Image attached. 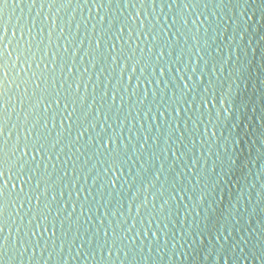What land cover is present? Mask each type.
I'll use <instances>...</instances> for the list:
<instances>
[{
    "label": "water",
    "instance_id": "1",
    "mask_svg": "<svg viewBox=\"0 0 264 264\" xmlns=\"http://www.w3.org/2000/svg\"><path fill=\"white\" fill-rule=\"evenodd\" d=\"M128 3L9 0L3 10L0 140L12 160L26 136L45 150L29 165L31 196L8 192L0 260L264 264V9ZM109 137L119 176L97 151Z\"/></svg>",
    "mask_w": 264,
    "mask_h": 264
},
{
    "label": "snow or ice",
    "instance_id": "2",
    "mask_svg": "<svg viewBox=\"0 0 264 264\" xmlns=\"http://www.w3.org/2000/svg\"><path fill=\"white\" fill-rule=\"evenodd\" d=\"M147 0H145V3ZM156 0H152L153 6H155ZM24 3V0H19V3H17V0H11V4L13 7H20ZM9 6V0H0V20L3 18V10L7 9ZM128 6L131 7L132 3L131 0H129ZM103 7V3L98 4V8ZM257 8L264 9V0H257L256 4ZM255 15V12H254ZM255 22V21H253ZM260 23L264 24V10L260 13ZM25 28H27V25H25ZM17 31L19 32L20 40L22 41L25 36V30L24 28H20L18 26ZM17 31L12 32V37L15 39L17 37ZM27 31L31 33V28H27ZM123 31V29H121ZM9 28L7 25L0 23V49H4V44L7 43V37H8ZM159 39V37H157ZM31 41V37L29 36V42ZM155 47V45H153ZM112 49H109V52H111ZM7 55V50L5 49L3 51V56ZM161 56L164 55L163 52L160 54ZM19 55H17V59L19 60ZM160 57H157L159 59ZM117 63H119L120 55L119 51L117 52V56L114 58ZM127 59H132L131 56H128ZM239 59V57H238ZM264 59V58H262ZM27 60H25V64H27ZM55 67V65H53ZM128 67L127 60L125 61L124 68L126 69ZM5 65L3 63L2 57H0V72H2L4 77H7L8 73L7 71H4ZM27 71V67L22 69V72ZM138 71V66H134L132 68V73L135 74ZM161 72L166 74L167 69H161ZM129 82L132 80V76L128 77ZM136 87L139 89L140 84L137 82ZM145 87L147 85L145 84ZM190 90V89H189ZM4 97V87L0 86V109H3V112L6 113L7 111V102ZM54 103L59 104L60 100L55 99ZM120 107H123V104L120 105ZM173 111H175L173 109ZM73 116L75 113L72 114ZM165 119L167 117L165 116ZM262 122H264V117H261ZM69 121H71V117H69ZM6 130V125L3 123V117L2 114H0V136H2L3 132ZM0 144H3V147H0V214H3L7 211L8 203H7V195L8 192L11 191H19L21 193H25V185L29 183L33 179L32 173L29 171V165L32 164V162L36 159V155L39 153L41 157L43 156L45 146L41 144L38 140L33 137L31 140L25 137V142L23 143L22 147L18 144L14 150L15 153H19V155L16 157L15 160H12L11 157L8 155V149L5 142L0 140ZM126 147V145H125ZM119 141L116 142V148L113 150V137H109L107 141L101 140L99 144V148L97 149L98 152L101 153V155H109L110 156V162L112 165V171H116L117 176H119V172L122 171V167L120 166V161L117 159V153L119 152ZM34 171V170H33ZM112 184H115L116 181L113 180L111 182ZM26 196H31V188L29 187L28 191L25 193ZM37 204H39V200L36 201ZM103 223V221H101ZM208 230L211 231L213 228H217L216 225H212L209 223L207 226ZM218 230V228H217ZM0 231H2V228H0ZM42 234V233H41ZM55 233L52 232L50 235H54ZM105 236H107V233H105ZM219 239V237H218ZM131 242V241H130ZM5 245L7 244V241H4ZM222 243V241H221ZM109 256H111V253H109ZM231 260L232 258L229 257ZM0 264H3V261L0 260ZM243 264H247V261L245 260Z\"/></svg>",
    "mask_w": 264,
    "mask_h": 264
}]
</instances>
